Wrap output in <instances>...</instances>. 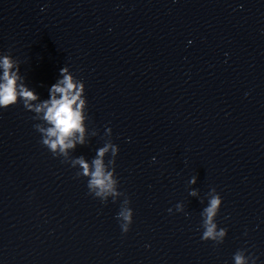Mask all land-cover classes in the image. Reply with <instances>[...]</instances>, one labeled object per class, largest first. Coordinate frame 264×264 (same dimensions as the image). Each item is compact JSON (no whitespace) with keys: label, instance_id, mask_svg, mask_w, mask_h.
Returning <instances> with one entry per match:
<instances>
[{"label":"water","instance_id":"1","mask_svg":"<svg viewBox=\"0 0 264 264\" xmlns=\"http://www.w3.org/2000/svg\"><path fill=\"white\" fill-rule=\"evenodd\" d=\"M9 49L41 100L64 66L83 81L89 135L62 163L34 113L0 109V264H264V0H0ZM106 129L126 234L124 197L94 199L69 164L91 169ZM211 188L219 245L200 238Z\"/></svg>","mask_w":264,"mask_h":264},{"label":"clouds","instance_id":"2","mask_svg":"<svg viewBox=\"0 0 264 264\" xmlns=\"http://www.w3.org/2000/svg\"><path fill=\"white\" fill-rule=\"evenodd\" d=\"M44 9H41L43 11ZM22 103L25 110L34 113L32 119L40 121L33 125L40 134V143L47 148L53 158H62V163H67L68 151H74L77 146L86 144V137L89 135L86 127L87 100L84 95V83L73 76L68 66L60 69L59 77L48 90V98L41 100L34 89H30L19 74V61L11 55V49L7 53L0 54V109H8ZM91 136L96 132L92 131ZM104 145L96 150L95 156L89 162L81 155L71 160L70 166L75 168L78 164L81 170H77L75 178H84L87 181L88 194L101 203L108 200L110 193L112 201L115 202L118 196L124 199L116 215L122 234L130 230L133 223V210L127 195L118 191L119 180L115 174V158L118 154V146L111 141V129L105 130ZM110 151L109 164L106 166L102 160L105 153ZM154 159V158H153ZM197 177L189 180V185L196 183ZM189 196L197 197L198 191L191 189ZM207 206L200 213L203 229L202 241H212L214 245L223 243L227 234L226 228H218L216 217L222 205V198L215 188H211L206 194ZM203 202V201H201ZM177 212H183V204L175 205ZM169 212L172 210L169 209ZM187 215V213H185ZM246 250L240 249L233 254L234 264H256V258L245 255Z\"/></svg>","mask_w":264,"mask_h":264}]
</instances>
